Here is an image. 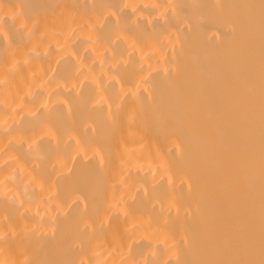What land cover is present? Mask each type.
<instances>
[{
    "label": "bare ground",
    "instance_id": "bare-ground-1",
    "mask_svg": "<svg viewBox=\"0 0 264 264\" xmlns=\"http://www.w3.org/2000/svg\"><path fill=\"white\" fill-rule=\"evenodd\" d=\"M0 264H264V0H0Z\"/></svg>",
    "mask_w": 264,
    "mask_h": 264
}]
</instances>
